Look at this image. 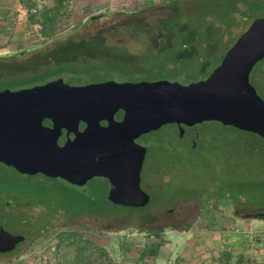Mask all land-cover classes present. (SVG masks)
<instances>
[{"label":"rangeland","instance_id":"obj_1","mask_svg":"<svg viewBox=\"0 0 264 264\" xmlns=\"http://www.w3.org/2000/svg\"><path fill=\"white\" fill-rule=\"evenodd\" d=\"M173 1H65L54 17L53 34L44 37L48 27L32 24L31 16L41 19L40 13L52 8L54 0H0V58L7 57L0 59V91L27 89L56 79L70 86L140 79L187 85L203 80L205 73H196L198 61L186 60L189 50L179 56L186 60L181 68L183 74L191 73L189 77H173L176 73L167 70L173 56L179 55L175 51L180 38L171 35L166 15L157 13ZM145 14H149L151 25L141 18L133 20ZM110 24L115 26L107 28ZM67 46L71 48L70 57H81L65 63L68 59L63 49ZM23 63L35 68L38 76L4 73L5 68ZM257 65L249 82L264 101V59ZM192 131L201 135L194 149L186 143L189 133L180 139L184 131L180 135V130L170 125L139 138L147 150L143 175L150 174L152 197L143 211L129 212L108 205V187L103 178H93L77 187L39 174L22 175L0 163V213L10 215L8 220L0 215L6 232L21 235V229L14 226L16 217L21 212L34 216L40 207L87 213L66 216L75 218L80 226H58L26 237L13 252L0 254V264H68L74 240L61 234L77 235V242L87 248L90 255L82 264H213L223 253H230L232 261L243 255L251 264H264V218H244L245 214L264 212V174L260 168L264 171V162L251 164L242 157L243 143L256 142L264 148V142L211 122L197 124ZM194 192H207L213 198H186ZM236 194H242L245 202L235 199ZM84 196L92 203L88 204ZM181 200L185 203L181 206L192 215L175 228L162 225L168 213L164 220L152 224L160 228L154 233H148L149 226L138 221L164 214L175 202L180 205ZM192 201L195 209L189 205ZM5 204L8 206L4 209ZM151 244L158 246L156 256L148 253L140 259Z\"/></svg>","mask_w":264,"mask_h":264},{"label":"water","instance_id":"obj_2","mask_svg":"<svg viewBox=\"0 0 264 264\" xmlns=\"http://www.w3.org/2000/svg\"><path fill=\"white\" fill-rule=\"evenodd\" d=\"M263 59L264 17L250 22L205 79L187 85L155 80L70 86L56 79L0 91V163L22 175L39 174L77 187L104 178L109 203L143 208L149 196L140 188L145 156L135 143L140 136L166 125L216 122L264 140V101L249 82ZM120 111L122 119L115 121ZM45 120L51 125L45 126ZM62 131L66 140L60 145ZM244 218L261 219L264 212ZM23 240L0 224V254Z\"/></svg>","mask_w":264,"mask_h":264},{"label":"trees","instance_id":"obj_3","mask_svg":"<svg viewBox=\"0 0 264 264\" xmlns=\"http://www.w3.org/2000/svg\"><path fill=\"white\" fill-rule=\"evenodd\" d=\"M65 1L69 0H54V6L50 9H44L40 13L39 19L36 15L31 16L32 18V24H40L43 28L48 27V34L44 35V37H49L52 35V31L55 29V19L54 17L58 14L60 9L62 8ZM170 7L167 5L163 6V11L157 14H164L166 15L165 18L167 19V27L170 29L171 35L176 36L180 38V44L178 49L175 51V55L179 54L178 56H173L172 61L170 62L171 65H169V68L167 69L170 74L176 73L175 75H171L173 77L179 76L182 78H187L190 76L191 73L186 72L183 74V63L191 59L192 62H195V59L197 62V74H204L203 78L205 79L210 72L219 64L223 54L228 49H224V45L230 44V46L234 43V41L237 39V37L243 33L250 22L256 18H262L264 17V0H176L173 1L172 4L168 3ZM29 6H32L30 3ZM37 12H34L36 14ZM263 16H260V15ZM137 18H133L134 21H136L138 18H141L140 20H147L149 21L151 25V19L149 18V14L145 15H139L136 16ZM115 26L113 24L107 25L108 27ZM173 33V34H172ZM197 47L193 46V43L196 44ZM229 46V47H230ZM69 46L65 47L63 49V53L65 57H67V62H73V60L81 57V55H75V57H70L68 52L71 50V48H68ZM196 48V49H195ZM69 49V50H68ZM187 50H189V57L185 61H183V57L181 53H185ZM63 53H60L63 56ZM77 56V57H76ZM7 57H3L0 59H6ZM9 58V57H8ZM260 63V62H259ZM257 63V64H259ZM256 64V65H257ZM255 65V66H256ZM3 66H7L6 64ZM258 66V65H257ZM4 71L5 74H26L27 76H38L35 75L36 73L35 68L31 69L30 66H28V63H23L22 65H16L14 67L5 68ZM41 69V68H40ZM47 69H50L47 67ZM207 72V73H206ZM179 74V75H177ZM138 81H145V80H138ZM137 82V81H133ZM122 114V112H120ZM216 123V122H211ZM45 126H50L51 123L47 120L43 122ZM219 124V123H217ZM221 125V124H219ZM80 127H84V124H80ZM171 126V125H170ZM222 126V125H221ZM224 129H227L229 132H233L235 134L243 135L246 138H258L261 141L264 142V140L260 137H258L255 134L247 133L243 131H239L232 127H225L222 126ZM61 138L59 139V144H63V142L66 140L64 136V131H62ZM201 135H199V138ZM196 147V146H195ZM195 147H191L194 149ZM258 145V143L248 142L242 144V157H245V159H249L251 164H261L264 162V148H262ZM261 168V174H264V171ZM259 168V169H260ZM46 178V177H45ZM49 179V178H47ZM207 192H204L200 195V193L194 192L192 195H189L186 198L194 199L195 201L202 200L205 198L207 200L208 198H213L210 194H206ZM221 194V193H218ZM224 196V194H222ZM216 197V196H214ZM234 197V196H233ZM87 203H92L91 199L89 197H83ZM235 199H241L245 202V199H243L242 194H236ZM204 199V200H205ZM193 202V201H192ZM106 203L108 205H111L112 207H118L122 208L121 210H127L129 212L134 211H143L147 206L143 208H125V207H119L114 206L111 203H109L106 200ZM192 209L196 208L195 202L189 204ZM182 207L181 205H178ZM94 213V212H93ZM168 211L164 214L158 215L156 217L152 218H141V223L144 222L149 226L147 230L148 233H154L160 230V228L155 227V225H152L153 223H156L158 221L164 220L165 217L168 216ZM82 214H87L84 211H78L76 209H62V208H56V207H43V209L40 207L38 209V212L32 216L27 215V213L21 212L19 213V216L16 217L17 220L14 223V226L17 224V226L21 229V235H25V237L28 236H37L47 229H52L54 227L58 226H80V223L74 218L66 217L68 216H78ZM88 214H92L88 213ZM98 214V213H96ZM98 214V215H102ZM10 216V215H9ZM59 216V217H57ZM4 219V216H3ZM23 219H27L26 221H23ZM262 220V219H260ZM23 232V233H22ZM25 232V233H24ZM60 236H67V237H73L74 243V251L73 255L70 261H68V264H82L83 261L88 259L87 255V248L84 245H81L77 242V235L75 234H61ZM27 239V238H26ZM158 249L157 245H147L145 247V250L141 253L140 259H143L148 253H150V256H156V250ZM233 257L230 253H223L220 255L219 259L217 261H214L213 264H251L248 259H246L243 255H239L232 261Z\"/></svg>","mask_w":264,"mask_h":264},{"label":"flooded vegetation","instance_id":"obj_4","mask_svg":"<svg viewBox=\"0 0 264 264\" xmlns=\"http://www.w3.org/2000/svg\"><path fill=\"white\" fill-rule=\"evenodd\" d=\"M121 112V111H120ZM120 112H118L115 116H114V120L115 121H120L121 119H122V115L123 114H120ZM101 125L102 126H106V122H101ZM173 128H175L177 131L178 130H180V129H182L183 131H184V134H182V136H180V139H183V136L186 134L185 132H188L189 133V138L187 139V141H186V143H187V145L191 148V147H195L196 146V142H197V139L199 138V133H197V132H193L192 130H193V128H194V126L193 127H184V126H181V127H178V126H175V125H171ZM83 129V127H80L79 126V130H82ZM63 134V133H62ZM72 135H69V137H71ZM141 137V136H140ZM139 137V138H140ZM139 138L137 139V140H135V143L136 144H138L139 146H141V147H143L144 149H145V156H144V159H145V157H146V155H147V150H146V148L143 146V145H141L140 143H139ZM143 162H144V160H143ZM150 174H148L147 173V175L146 174H144L143 175V163H142V167H141V172H140V188L144 191V192H146L147 194H148V196H149V202L151 201V189H150V184H149V176ZM104 179V178H103ZM104 180H106V179H104ZM106 182H107V187L109 188V183H108V181L106 180ZM108 188H107V190H108ZM148 202V203H149ZM177 204H178V202H175L174 204H173V208L171 209V210H169L168 212V214H169V218L166 220V221H164L163 223H162V225L164 226V227H166L167 229H172V228H175V227H177L182 221H184V219H186L187 217H189V216H191L192 215V213H190V211L188 212L187 211V209H185V208H183V207H181V208H177V210H175L174 209V207L176 206V207H178L177 206ZM179 204L180 205H185V203H184V201H179ZM147 205H149V204H147ZM146 205V206H147ZM6 206H8V204H5L4 206H3V208L5 209V207ZM114 206H116V205H114ZM119 207H121V206H119ZM175 207V208H176ZM126 208V207H125ZM183 208V209H182ZM7 213H5L4 212V214L2 215L1 213H0V215L3 217L4 216V220H8L9 219V216L8 215H6ZM17 235H20V234H17ZM20 236H23L24 237V240L22 241V242H20V243H18V244H16L15 245V247L11 250V251H9V252H5V253H1V254H7V253H10V252H13L14 250H15V248L18 246H20L22 243H24L25 242V240H26V237H25V235H20Z\"/></svg>","mask_w":264,"mask_h":264},{"label":"built area","instance_id":"obj_5","mask_svg":"<svg viewBox=\"0 0 264 264\" xmlns=\"http://www.w3.org/2000/svg\"><path fill=\"white\" fill-rule=\"evenodd\" d=\"M32 12H35V8H33Z\"/></svg>","mask_w":264,"mask_h":264}]
</instances>
